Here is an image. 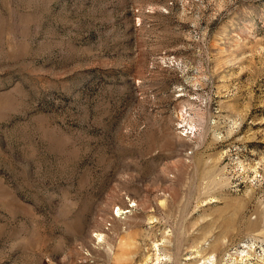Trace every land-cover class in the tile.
Listing matches in <instances>:
<instances>
[{
	"label": "rangeland",
	"instance_id": "rangeland-1",
	"mask_svg": "<svg viewBox=\"0 0 264 264\" xmlns=\"http://www.w3.org/2000/svg\"><path fill=\"white\" fill-rule=\"evenodd\" d=\"M0 264H264V0H0Z\"/></svg>",
	"mask_w": 264,
	"mask_h": 264
}]
</instances>
